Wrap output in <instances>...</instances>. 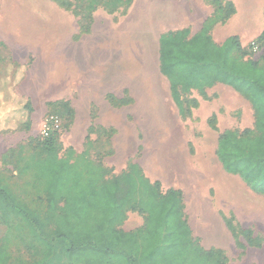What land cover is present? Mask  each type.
Segmentation results:
<instances>
[{
	"label": "rangeland",
	"instance_id": "1",
	"mask_svg": "<svg viewBox=\"0 0 264 264\" xmlns=\"http://www.w3.org/2000/svg\"><path fill=\"white\" fill-rule=\"evenodd\" d=\"M207 20L217 44L238 36L244 58L264 68V0H0V88L30 99L33 106L31 115L5 114L0 107V177L17 198L47 220L42 185L21 169L46 143L42 126L50 116L61 120L57 151L65 156L72 148L80 159L87 150L81 144L86 132L71 128L72 104L85 124L93 123L89 158L114 174L135 163L157 181L167 178L171 168L185 172L196 165L202 172L199 163L206 160L217 176L222 170L214 151L217 132L250 129L252 137L259 136L250 102L232 87L216 84L203 93H182L179 107L159 63L163 33L187 28L192 37ZM223 186L222 197L231 196ZM232 203L243 206L237 198ZM146 225V215L129 208L118 229L135 232ZM0 226L12 240L9 264L40 260L43 251L20 219L5 220L0 214ZM242 234L236 230L235 239L210 244L223 252L219 261L247 264L250 252V261L264 264L255 256L256 246L263 244L257 240L250 246ZM198 242L205 249L204 241ZM57 264L69 263L61 255Z\"/></svg>",
	"mask_w": 264,
	"mask_h": 264
},
{
	"label": "trees",
	"instance_id": "2",
	"mask_svg": "<svg viewBox=\"0 0 264 264\" xmlns=\"http://www.w3.org/2000/svg\"><path fill=\"white\" fill-rule=\"evenodd\" d=\"M209 22L192 37L187 28L163 33L159 39L160 70L179 107L182 93H203L216 84L232 87L250 102L259 136L252 137L250 129L241 134L226 130L219 135L216 155L225 172L239 176L264 196V68L244 58L238 36L217 44L209 34ZM0 95L3 113H33L30 99L19 98L4 87ZM62 104L70 107L67 102ZM58 133L45 139L41 152L21 169V173L32 172L42 185L46 221L19 200L0 177V214L5 220L20 219L43 251L40 260L31 264H57L61 255L69 264H205L212 260L225 264L218 259L221 250H205L194 239L181 190L164 191L160 181H152L135 163L114 174L89 158L94 149L89 137L80 159L72 148L62 156L54 146ZM129 208L146 215L145 228L135 232L118 229ZM233 231L236 235L235 228ZM242 233L250 246L257 242L251 231ZM11 245L9 231L0 226V264L10 263Z\"/></svg>",
	"mask_w": 264,
	"mask_h": 264
},
{
	"label": "crops",
	"instance_id": "3",
	"mask_svg": "<svg viewBox=\"0 0 264 264\" xmlns=\"http://www.w3.org/2000/svg\"><path fill=\"white\" fill-rule=\"evenodd\" d=\"M78 60L80 59L78 58ZM72 61L75 63L74 58H72ZM71 108L74 116L71 128L77 129L80 133L86 132L81 142L85 146L93 123L85 124L82 121V114H80L76 105L72 104ZM222 132H217L215 152H217L219 135ZM204 162L207 161L199 163L203 166L202 172H199L196 165L185 172L174 171L171 168L167 178L159 177L157 181H160L168 189L182 191L185 218L191 228L192 235L204 241L205 249L212 250L210 244L220 242L222 237V241L235 239L233 231V228H235V231H251L254 239L261 241L263 245L260 248L256 247L259 253L255 256H258L260 260H264V196L255 193L239 176L225 172L220 162L222 170L217 173V176L216 169L214 167L209 168L207 163ZM210 175H213L212 180H210ZM225 176L227 178L224 181ZM224 184H227L232 194L226 198L221 195L225 191ZM212 192L215 193L214 198ZM234 198L240 199L243 206H230L233 204L232 200ZM210 200L214 202L212 206L208 204ZM222 201L223 203L226 202L225 206L221 205ZM241 237L243 238L244 236L241 235ZM243 239L245 240V237ZM251 258L252 253L249 252L247 264H263L262 261L253 263L250 261Z\"/></svg>",
	"mask_w": 264,
	"mask_h": 264
},
{
	"label": "built area",
	"instance_id": "4",
	"mask_svg": "<svg viewBox=\"0 0 264 264\" xmlns=\"http://www.w3.org/2000/svg\"><path fill=\"white\" fill-rule=\"evenodd\" d=\"M258 46L253 44V51H256ZM61 129V120L58 116L48 117L42 126V136L44 139L50 138L52 135L58 133Z\"/></svg>",
	"mask_w": 264,
	"mask_h": 264
}]
</instances>
